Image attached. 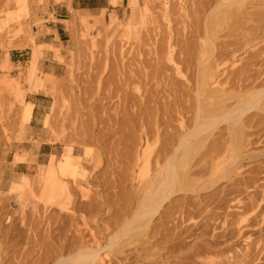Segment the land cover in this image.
Segmentation results:
<instances>
[{"label": "rangeland", "instance_id": "rangeland-1", "mask_svg": "<svg viewBox=\"0 0 264 264\" xmlns=\"http://www.w3.org/2000/svg\"><path fill=\"white\" fill-rule=\"evenodd\" d=\"M204 1L210 0L201 2L199 0H134L131 8L129 0H125V6H121L119 10L103 8L96 14H90L72 9L68 0H0V264H53L57 254L67 255L71 249L82 244L88 247L100 244L99 246L102 247L110 235L117 233L119 228H125L123 226L126 220L131 218L142 204L141 197L147 186L144 181L145 175L154 172V168L150 166L147 171H144L143 178L139 177V180L137 178L142 170V164L135 168V172H131L132 154L127 145H129V139L135 134L132 132V123L126 115V110H134L133 105L139 103L138 96L132 90L139 82H136L137 80H134L131 75L137 74L143 66L146 68L153 63L158 46L159 49L161 46L165 48L164 43L169 36L175 52L167 56L166 51H162L161 48L163 53L160 51L158 54L157 51L156 56L158 61L167 65L165 70L168 77L164 81H167L168 85L174 80L173 85L170 83L174 87L171 86L173 90L171 92L173 93L176 88V96L181 97L180 100H183V104L185 103L187 107H190L189 104L194 105L196 100L194 85L197 86V80H192L191 73L195 71V77L197 76V65L202 59L212 60L215 57L214 60H217L220 52L226 50L229 53L231 50L229 55L220 56V62L229 66L222 67L221 70L233 68L231 75L239 74L244 67L264 70V53L262 57L258 56V53L248 56L241 48L237 50V46L233 45L234 41L238 43L241 40V32L248 31L246 32L248 34L255 32V30L252 31L253 24L233 31L228 22L221 23L219 27L211 20L205 22V18H208L206 14L214 3L207 8L209 2L202 6ZM108 2L118 4L120 0H108ZM63 3L68 5V13L67 17L62 19L64 28L58 29L61 40L55 33L54 42L41 41L43 35L49 36L51 29L47 25L56 21L57 12L64 13ZM259 9H264L263 4L254 3L243 10L251 13L250 16L253 17L254 11ZM132 10L135 16H133L134 21L131 22L133 23L131 27L127 23ZM127 25L130 26L129 30L125 29ZM212 28L216 30L212 37L217 49L214 50L216 53L212 51L208 55L202 45L207 42V36L209 31L211 34ZM261 29L264 30V26ZM237 32L240 34L236 35ZM176 40L179 42H175ZM156 41L159 42L155 44ZM262 43L264 44V41L259 44ZM153 44L156 48L152 46ZM48 50L61 64V71L57 74L43 71L38 67V60ZM12 52H22L24 60L14 64L8 55L10 53L13 57ZM169 60L177 63L180 61L183 77L177 74V70L171 66ZM146 69L149 70V68ZM171 76L172 78H169ZM158 78L162 80V76ZM189 80L194 82L192 85L195 90L193 91H187L186 83ZM151 83L147 86L153 89L157 84ZM158 83L164 85L163 81ZM259 86L261 87L258 85L252 91H256ZM158 87L161 88L159 84ZM39 91L47 94L43 102L45 112L39 116L40 122L33 123V128H30L27 123L32 115L33 103L27 97L30 98L32 93ZM183 92H187L185 98ZM128 100L131 101L128 102ZM182 102L179 104L181 108L184 106ZM228 103L234 105L237 100L231 99ZM256 109L251 110L250 116L254 122L252 127L254 136L256 135L260 142L257 141L243 148L238 154L239 160H231L225 156L216 165L219 170H224L228 166H231L232 170L238 169L237 171L234 169L236 172L233 170L230 175V179L233 178L232 182L222 179L217 181V184H213L214 187L211 185L209 189L201 191L199 195L194 191L189 195L176 193L171 197L172 203L165 201L159 216L151 220L153 228H156L154 227L156 225L160 226L159 229L164 226L170 227L175 220L176 224L178 214L176 212L170 215L167 212L168 207H172L171 212H173L180 207L181 203L189 201L190 204L199 201L209 202L208 207H211L215 203L211 201V196L218 195L220 190L228 193L227 190L233 187H244V192L232 191L233 193L228 195L230 200L235 201L232 202L233 205L237 199L245 202L246 194L253 192L259 194L264 191V110ZM181 110V115L171 113L177 118L173 119L171 116L168 118L169 124L173 125H170L173 128L172 131L175 128H177L175 131H180L181 120L184 126L182 130H187L194 123V109L190 112ZM118 125L122 126L121 130L115 131ZM171 127L168 128L169 131ZM226 127L225 122L219 124L207 140L218 139L222 136L220 134H223L224 138L225 134L230 132L228 129L225 130ZM150 141L152 144L153 138H150ZM211 155L215 156V154ZM198 158L199 156H194L191 162L196 163L197 160L202 159ZM203 158L201 165L204 161L208 162L210 156L208 154ZM232 161L235 163L238 161L240 164H235L238 165L236 167ZM194 168L198 169V166L192 169ZM202 171L199 175H193V173L191 178L208 176L207 171ZM12 180H17L18 187L10 188ZM250 183L256 185L251 186ZM263 203L264 201L261 202ZM71 211H74V214L70 213ZM195 211L190 214L188 220L192 226H195L194 234L196 235L193 236H197L201 231H204L202 232L204 234L192 237V240L187 239L186 244L188 242V244L191 243L190 245L194 244L193 246L200 250L197 254L187 256L183 252L187 249L186 247H182L180 252L177 251L182 253L181 259L187 264L199 262L238 264L239 250L244 248L245 243L242 239L264 238L263 231H258L259 229L253 224L250 225L253 212L246 209L243 213L240 211L241 218L249 220L243 221L246 223L247 228L244 227L246 232L239 241H236L239 237L234 239L233 242L236 241V243H232V246L235 247L229 249L226 245L218 244L221 250L225 246L227 250L224 249L226 250H223L224 252L220 249V251L212 250L209 253L205 249V252H202L204 243L212 239L213 232H227L224 228H228L230 224L224 221L228 216L223 219L222 214H219L213 223L216 228L212 231L210 224L205 226L207 217L204 215L209 211L204 214H202L204 211ZM161 214L163 215L162 225L159 223ZM173 217L175 219L171 221ZM126 228L129 229L130 226ZM132 229V227L129 229L131 230L129 233L132 232L131 236L137 232L136 229ZM128 231L126 230V236L124 232H120L119 236L123 234L127 240L132 239L129 238L131 236H127ZM142 235L143 237L140 236L136 240L139 241L138 243L132 241L129 245L127 244L129 240L127 241L124 236L125 244L120 238L122 245L119 244L117 248H120L124 254H120V250L115 247L114 251L103 250L105 252L101 256L106 261L107 258L104 255L108 252L107 254H110L117 263L119 262L118 264H125V262L153 264L150 263L153 260L159 263L161 255L166 254L162 246L166 238L146 239L144 233ZM219 240L222 241L221 238ZM261 243L264 247V241ZM199 246L200 248H197ZM111 251L120 258L112 256ZM263 251L264 248L259 256ZM259 256L252 264H264V256L263 258ZM169 259L173 263L177 257Z\"/></svg>", "mask_w": 264, "mask_h": 264}, {"label": "bare ground", "instance_id": "bare-ground-1", "mask_svg": "<svg viewBox=\"0 0 264 264\" xmlns=\"http://www.w3.org/2000/svg\"><path fill=\"white\" fill-rule=\"evenodd\" d=\"M133 1L134 0H129V4H130L131 8H132ZM201 1H203V0H201ZM201 1L199 0V2H201ZM207 2H209V3H207ZM212 3H214V4L210 8ZM254 3H256V4L259 3L260 5L263 4V6H264V0H210V1H206V2L204 1L202 6L207 5V8L208 7L210 8L206 14L207 15L206 17H208V18L207 19L205 18V22H207L208 20H211V22L214 23L215 25L217 23V27H219V25H221V23H223V22H228V23H230L233 31H237L239 27H244L245 25L250 26V24H253V25H251L253 28L252 31L255 30V32L253 31V34L246 33L248 31L241 32L242 33L241 40H239L238 43H236L237 41H234L236 44H234V42H233V45L237 46V50L239 48H241L243 50V52L246 53L248 56L249 55L253 56L255 54L257 55V53H258V56L262 57V54L264 53V47H262V46H264V44L263 43L259 44V43L264 41V38H262V37H264V30L261 29V27L263 28V26H264V9H259V10L254 11L253 17L250 16L251 13L243 10L244 8H247V7L249 8ZM205 11L206 10H204V12ZM133 13H135L134 10H132L130 12V17L128 18L127 24L130 26H131V24L133 26V23H131L132 21H134V20H132L133 16H135ZM167 20H168V22H170V18H168ZM128 25H127V28H125L127 30H129L128 28H130V26H128ZM206 28H208V26ZM206 33L208 34V32H206ZM215 33H216V30L212 28L211 34L209 31V35L207 36V40H206L207 42L203 45L201 44L203 49L206 50V52L208 53V55H210L212 51L217 49V47L214 45V38L212 37V35H214ZM239 34L240 33L237 32L236 35H239ZM147 40H148V38H147ZM170 40H171V38L169 36L166 39V42L165 43L163 42L165 44V48H167V49H165L164 47H162L160 45L162 48V51L163 50L166 51L165 55L168 54L167 56H171L172 53L175 52V48L173 47V45L171 46ZM179 40H176L175 42H179ZM159 41H156L155 44H157V42H159ZM143 42H145V41H143ZM160 42H162V41H160ZM142 44H144V43H142ZM151 44H152V42H151ZM176 44H178V43H176ZM227 45H228V43H227ZM152 46L155 47L154 44ZM120 48H122V47H120ZM161 48L159 49V46H158V48H157L158 54H160L159 52L161 51ZM224 48H226V47H224ZM157 51L156 52L153 51V52H155L154 53L155 57L153 59V63L152 64L150 63L149 65L147 64L148 67H146V68H149V70L146 69L145 66H143L142 68L139 69L137 74H134V75L130 74L134 78V80H137L136 82L140 83V84L138 83L139 86H137L138 84H136L134 89H132V90H134V92L138 96L139 103L137 102L134 104V102H133L135 100L134 99L132 102L134 104L133 107H135L136 109L134 108V110L131 109L130 111L126 110V115H128V119L130 120V123H132V128H133L132 132L135 134V136L132 135L133 138L128 137L131 139H129V141H128L129 145H127V148L131 149V154H132V156L130 158L131 162H132L131 172L132 171L135 172V168L142 164V170H141V172L137 178L139 180L140 178H143L144 171H147V169L150 166H152L154 168L153 174H146L145 175L144 181L147 183V186H146V189L144 191V195L141 197V198H143L141 201L142 204L139 205V207L134 212L133 216L126 220V224L124 223L125 226H123V227H125L124 228L125 230L122 228H119V230L117 229L118 230L117 233L115 232L112 235H110V238L108 239V241L106 242V244L104 246L101 247V246H99L100 244L99 245L97 244L93 247L83 246V244L81 246L77 245V247L74 249H71L70 253H68L67 255H64L61 253L60 254L56 253L58 256L56 255V259H55L53 264H118L119 262L117 263L111 257L110 254H107L108 252L105 253L106 255H104V257L107 258L106 261L103 259L101 254L103 252H105L103 250H107V251L113 250L114 251L115 247L117 248V246L119 244L122 245L121 242H124L123 244H125L126 240H127L125 237L126 236V230L128 231L131 227L133 228L132 230L136 229L137 232L131 236L130 234L132 232L129 233L131 230L128 231L129 235L127 234V236H131L129 238H132V239H128L129 241L127 240L128 245L132 241L135 242L138 239V237H140V236L143 237V235H142L143 233L147 237L146 239H149V237H157L156 240H158L160 237L166 238L165 244L162 245L165 248L166 254L161 255L159 263H157L156 260H153L150 263H153V264H171L172 262L170 261L169 258L170 257H177L176 260L174 259L172 264H187L184 261H182V259H181L182 253L181 254L177 253V251L180 252V249L182 247H186L187 249L184 248L185 250L183 252L187 256L188 255L193 256V254H197L198 252H200V250L196 249V247L193 246L194 244L193 245H190L191 243L188 244L189 242L187 243L188 244L187 245L186 244L187 239L192 240V237H197V236H200L201 234H204V233H202L204 231H201V233L199 232L200 234L198 233L197 236H193V235H196V234H194L196 232L194 230L195 226H192V224H190L188 220L190 218L189 217L190 214H192V212H194L195 210L204 211L202 214L209 211V213H206L204 215L205 217H207L206 221H205V226H206V224H210L211 225L210 228L212 229V231L216 228L215 224L213 225V223L219 214H222L223 219L225 216L230 217L229 219H228V217H225V219H224V221H227L228 224L231 225V226L229 225V227L226 229L224 228V231H227L228 233L227 232L223 233L221 231L218 233L213 232L212 239H210V241H208V242H205L206 244L204 243L205 247H203L204 251H202V252H205V249L209 253L212 250L213 251L219 250V249L221 250V248H219L220 245L218 247V244L226 245L229 249H232L234 246V245L232 246V243H236V241H239L241 239V237L243 238L242 235H245L244 233L246 232L245 229L247 227L245 226L246 223H244L243 221L247 222L249 220H247V218L242 219L241 218V212L243 213V210L245 211L246 209L248 211L253 212V216H252V218H250L251 220L249 222L250 225L253 224L254 227H257V229H259L258 231L261 230V232L263 231V233H264V230H263L264 225L262 224V223H264V218H263L264 215H262L264 213L263 212L264 203L261 204V202L264 201V191L260 190L261 192H259V194H257L256 192H253L252 194H250V193L246 194V195H244V196H246L245 202H243V201L241 202L240 200L237 199V201L234 205H233V203L235 201L233 202L232 199H231L232 200L231 201L229 196H228L232 191L233 192L238 191V193H242L244 187L243 188L233 187V189H228V190L226 189L228 191V193L227 192L225 193V190H220L218 195L211 196V198H212L211 201L215 202L214 205H212L211 207L210 206L208 207L209 202L207 203V202H203V201H199L197 203L194 202L191 204L189 203L190 201L187 203L184 202V204L181 203L180 207L179 208L176 207L177 209L173 212H171L172 207H170V208L168 207L167 212H169L170 215H174V214H176V212L178 214V219H177L176 224H175V221H176L175 220L174 223L171 224L170 227L164 226L163 228L159 229L160 226L156 225V226H154L156 228H153V224H152L151 220H153L155 217L159 216V213L161 212V208H163L165 201L172 203L171 197L173 195H175L176 193H182V194L189 195V194H192V192L194 191L195 193H197V195H199V193L201 191H205L209 186H211V185L213 186V184H217L216 182L221 181L222 179H226V180L232 182L233 178L230 179V175L234 169H236V171L238 169L234 168L232 170L231 166L230 167L228 166L224 170L223 169L219 170V169H217L216 165H218L219 162H221V160H223L225 158V156H228L229 158H231V160H233V159L239 160L238 154L241 152V150L243 148L245 149L247 146H251L252 144L256 143L257 141L260 142V140H258L257 136L256 135L254 136L255 133L253 132V129H252L254 122L251 120L252 118L250 116V112H251V110H254L256 108L264 110V70L262 68L261 69L256 68L255 70H252V69H249V68H246L243 66L244 68L242 67L243 70H240L239 74L231 75L233 72L231 70H233V68L230 70H225L224 68L227 67L228 64L220 62L221 59H219L222 57V54L223 55H225V54L229 55L231 53L230 52L231 50H229V53L226 52V50L220 52L219 54L217 53L218 54L217 60L216 59L214 60L215 57L214 58L211 57V58H213L212 60H208L207 58L202 59L200 61L199 65H197V67H198L197 76L195 77V74H194L195 71H194V73H191V77L193 78V79L192 78L191 79L193 81H194V79L197 80V86H195L194 82L192 83L191 80H189L186 83L187 91H189V90L193 91L196 88V91H194L195 92L194 97H196V100L194 102V105L189 104L190 107H187L185 103L183 104L184 101L180 100L181 97L179 98V96L178 97L176 96V94H177L176 88L174 89L176 92L175 91L173 93L171 92L172 87H173L172 82L174 80L172 82L170 81V83L172 85L170 83H168V85L170 84V86H169V88L167 87L168 86L166 83L167 81H164V79L166 77H168L166 70H165L167 65L158 61V57L156 56ZM162 51H161V53H163ZM233 51H234V49H233ZM124 56H123V58H124ZM224 57L225 56H223V58ZM227 57H229V56H227ZM192 59H194V58H192ZM263 60H264V58H263ZM142 61H141V63H144ZM169 61H170L169 63L171 64V66H173L174 69L177 70V74L180 75L181 77H183V75L181 74V67L182 66L180 65V61L178 60L179 61L178 63L177 62H171V60H169ZM139 64H140V62H139ZM222 67H224V68L221 70ZM130 75H128V76H130ZM160 76H162V80H161V78H158ZM133 78H131V79H133ZM169 78H172V76ZM128 80L130 81V79H128ZM134 80H133V82H134ZM159 81H161V82L163 81L164 85L158 83ZM149 83H151L152 85H156V84L157 85L153 89H151V86H147V85H149ZM158 84L160 85L161 88L158 87ZM192 84L194 85L195 88L193 87ZM258 85H261V87L259 86V88H257L256 91L255 90L252 91ZM229 87H233L234 89L231 90V88H229ZM180 92L181 91L179 90V93ZM179 93H178V95H179ZM186 93L187 92L184 93V98L187 96ZM143 94L144 95L146 94L145 95L146 97ZM177 99L179 100V104H181L180 102L183 101L182 104L184 106L182 105L183 106L182 108L179 107V104L177 105V102H178ZM231 99H236L237 103L234 105L228 103L229 100L231 101ZM130 101L131 100H128V102H130ZM190 103H191V101H190ZM128 106L130 107V104ZM185 106L187 108H185ZM181 109H184L183 111L186 110L185 112H190L191 109L192 110L194 109L193 110V114H194V116H193L194 121L193 122L194 123H193L192 127L190 126V128H188L187 130L186 129L182 130L184 126H183V120H181L180 124H179L180 125L179 126L180 131L179 130H178L179 132L175 131V129L177 130V128H175L174 131H172L173 128L171 126H173V125L169 124L170 120L168 118L171 116L173 119H175L174 117H176V116L173 117L172 116L173 114H171L173 112L175 114L181 115V113H182ZM164 117L166 120L164 119ZM223 122H225L227 125L225 130L228 129V131L230 130V132L226 131L228 134L224 133L226 135L224 138H223L224 135L220 134L222 136L219 137L218 139L216 138L212 141L207 140V139H209L208 137H210L212 135V131L219 124H221ZM127 124H129V123H127ZM168 125H169V127H168ZM161 126H163V127L161 128ZM121 127L122 126L118 125L117 128L114 130L115 131L121 130ZM170 127L172 129L169 131ZM129 132H130V130H129ZM127 136H128V134H127ZM150 138H153L152 144H151ZM256 138H257V140H255ZM206 141H207V143H206ZM128 150L129 149H127V151ZM208 154L210 156L209 161L208 162L204 161L201 165L200 162L202 159H204L203 156L208 155ZM211 154H215V156H212ZM194 156H199V158L200 159L202 158V159L197 160L196 163L191 162L194 159ZM127 157H129V154H127ZM238 163H239L238 161L236 163H235V161L233 162L234 165L238 164ZM230 164H232V163H230ZM194 166L195 167L198 166V169H196V168L192 169ZM202 170L207 171L208 176L198 177V178L192 177L191 178L193 173H194L193 175H195V174L199 175L200 172H203ZM16 181L12 180V186L10 188L18 187L17 186L18 183ZM233 182H235V181H233ZM237 182H236V184H237ZM236 184H235V186H236ZM232 185H234V183ZM237 185H239V184H237ZM250 185H251V183H250ZM254 185H256V184H254ZM247 188H249V186ZM245 189H246V187H245ZM245 192H247V190H245ZM82 193H83V191H82ZM67 200H69V198ZM209 208H211V209H209ZM78 209H79V207H78ZM66 210L68 211V208ZM70 213L74 214V211H71ZM159 219H160L159 223H161L160 225H162V222H163L162 221V219H163L162 214H161ZM174 219L175 218L173 217V219H171V221H173ZM126 226H130V228L127 229ZM244 227H246V228L244 229ZM137 229H140L141 231H138ZM120 232H122V233L124 232L123 234H125V236L122 233H121L122 236H119ZM219 233H221V234H219ZM225 233H226V235H224ZM123 236L126 239L125 241H124ZM120 238H122L123 240H121ZM218 238L219 239L221 238L222 241L220 242V240ZM236 238H238V240L233 242L234 239H236ZM120 240H121V242H120ZM242 240H244L245 243L243 244L244 245L243 249H241V248H240V250L238 249L240 251V253L238 255L239 256L238 262L241 264H252V263H254L253 261L256 258H258L262 249L264 248L263 244L261 243V241H264V238L262 239L259 237L257 240H252V239L250 240L249 237H247L246 239H242ZM154 241H155V239H154ZM134 242L132 244H134ZM147 243H149V242H147ZM150 244H151V242H150ZM200 244H203V243H200ZM204 245H200V246H204ZM200 246L197 248H200ZM59 247H61V246H59ZM225 247H224V249L227 250V247L226 248ZM118 250H120V248ZM201 250H202V248H201ZM223 250H221V252ZM226 250H224V251H226ZM61 251L62 250H60V252ZM113 251H111V252H113ZM58 252H59V250H58ZM116 252H117V250H116ZM119 253L124 254V252L121 250L119 251ZM161 253L162 252H160V254ZM263 253H264V251L262 252V254ZM152 254H154V253H152ZM262 254H261V256H262ZM112 256L120 258L119 256H117L116 253L114 254V252H113ZM261 256H259V258ZM263 256H262V258H263ZM171 260H173V258H171ZM235 260H236V258H235ZM125 264H127V263L125 262ZM198 264H202V263L199 262Z\"/></svg>", "mask_w": 264, "mask_h": 264}, {"label": "crops", "instance_id": "crops-1", "mask_svg": "<svg viewBox=\"0 0 264 264\" xmlns=\"http://www.w3.org/2000/svg\"><path fill=\"white\" fill-rule=\"evenodd\" d=\"M68 3L72 7V9L77 10L81 13H90V14H96L101 9H113V10H119L121 6H125L126 2L125 0H120V3L118 4H111L108 2V0H68ZM62 8L64 9V13H61L60 11L56 14V21L54 23H50L47 25L51 32L49 36L47 34L43 35L41 38V41L44 42H54L55 40V33L61 40V37L59 36V28H64V24H62V19L66 18L68 13V5L63 3ZM23 53L21 52H12L13 57L8 54L12 62L15 64L16 62H20L24 60ZM45 55L41 57V59L38 60V67L43 71H50L54 74L59 73L61 70V64L59 61L53 58V55L51 54V51H45ZM30 94L28 93V96ZM47 97V94L44 92H34L31 94L30 98L27 97L30 101L33 103L32 108V115L27 123V126L29 125L30 128H33V123H38L39 116H41L45 112V104L43 103L45 98Z\"/></svg>", "mask_w": 264, "mask_h": 264}]
</instances>
